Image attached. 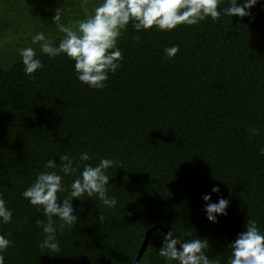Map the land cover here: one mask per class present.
<instances>
[{"label":"trees","instance_id":"trees-1","mask_svg":"<svg viewBox=\"0 0 264 264\" xmlns=\"http://www.w3.org/2000/svg\"><path fill=\"white\" fill-rule=\"evenodd\" d=\"M100 2L0 0V195L13 211L12 222L0 224L12 241L6 264H134L155 225L182 241L207 239L210 258L227 264L228 246L248 219L264 231V0L250 16L171 32H137L129 23L118 41L122 66L95 90L77 80L66 55L40 54L32 36L43 32L58 45L57 10L60 23L73 27ZM174 45L180 51L169 59L164 49ZM26 47L43 63L35 80L19 56ZM82 152L92 159L79 162ZM60 155L77 157V175L84 163L116 159L108 172L117 206L74 199L78 223L57 233L60 251L50 255L39 248L44 234L36 225L46 217L22 193L49 171L47 160L59 166ZM213 186L231 202L218 223L203 211V195L218 201ZM165 234L153 232L140 264H166L158 255Z\"/></svg>","mask_w":264,"mask_h":264},{"label":"clouds","instance_id":"clouds-1","mask_svg":"<svg viewBox=\"0 0 264 264\" xmlns=\"http://www.w3.org/2000/svg\"><path fill=\"white\" fill-rule=\"evenodd\" d=\"M259 0H230L222 6V0H101L94 13L73 28L60 23L59 9L52 18L63 37L58 45L43 32L32 36V43L39 45L40 54L49 58L66 55L74 61L76 78L90 89L103 90L107 86L109 74H115L122 66L123 56L118 41L122 33L127 31L131 23L137 32L176 30L180 26H194L206 19L219 21L223 16H250V10ZM139 38L137 37V40ZM180 51L178 45L164 49L167 58H174ZM19 56L24 66V72L35 80L34 73L43 68V63L32 47L21 48ZM252 135H258V130L249 129ZM264 156V150L260 152ZM60 164L54 159L46 161L44 167L49 171H40L33 182L23 191V197L42 212L47 222L36 221L42 229L43 239L39 248L45 254L53 255L60 251V241L57 233L65 229L71 230L78 223L74 214L73 200H85V197L99 202L105 209L117 206V197L109 196L110 180L108 170L117 166L114 158H102L93 166L84 163L79 172L77 157L60 155ZM92 157L87 152L79 154V162L90 161ZM74 176L70 185L65 177ZM221 189L213 186L211 193L218 195V201L212 202V195L205 194L203 211L211 223H218V217L227 216L230 200L219 196ZM67 193L66 195H62ZM55 218V219H54ZM13 211L0 195V224L12 222ZM103 214L99 220L104 221ZM191 236V233H188ZM12 245L6 235L0 234V264H6L4 253ZM179 245V247H178ZM231 256L227 264H264V231L254 220H247L246 230L239 233L235 241L229 244ZM210 245L207 239L197 237L186 241L180 240L173 231L163 236V246L159 249V257L166 264H221L217 257L208 254Z\"/></svg>","mask_w":264,"mask_h":264},{"label":"water","instance_id":"water-1","mask_svg":"<svg viewBox=\"0 0 264 264\" xmlns=\"http://www.w3.org/2000/svg\"><path fill=\"white\" fill-rule=\"evenodd\" d=\"M158 229L165 231L166 234L168 232H170L166 227H164L162 225H155V226L151 227L146 233L145 239H144V241L141 244V247H140V249L138 251V254H137V257H136V259L134 261V264H140L142 256H143V254H144V252H145V250L147 248L148 242H149L153 232L155 230H158ZM178 247H179V245H178Z\"/></svg>","mask_w":264,"mask_h":264},{"label":"rangeland","instance_id":"rangeland-1","mask_svg":"<svg viewBox=\"0 0 264 264\" xmlns=\"http://www.w3.org/2000/svg\"><path fill=\"white\" fill-rule=\"evenodd\" d=\"M76 26H73V28H75Z\"/></svg>","mask_w":264,"mask_h":264}]
</instances>
